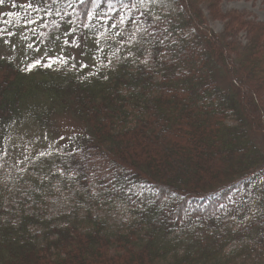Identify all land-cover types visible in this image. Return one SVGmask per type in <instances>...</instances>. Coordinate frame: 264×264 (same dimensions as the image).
Returning a JSON list of instances; mask_svg holds the SVG:
<instances>
[{"label":"trees","instance_id":"trees-1","mask_svg":"<svg viewBox=\"0 0 264 264\" xmlns=\"http://www.w3.org/2000/svg\"><path fill=\"white\" fill-rule=\"evenodd\" d=\"M164 1L0 3V38L28 39L0 56V264H264V21ZM63 113L80 133L6 184L21 130Z\"/></svg>","mask_w":264,"mask_h":264},{"label":"rangeland","instance_id":"rangeland-1","mask_svg":"<svg viewBox=\"0 0 264 264\" xmlns=\"http://www.w3.org/2000/svg\"><path fill=\"white\" fill-rule=\"evenodd\" d=\"M164 2L166 8H172L173 2L170 0ZM218 5L222 12L236 10L257 21H264V0H220ZM6 7H10V5ZM202 8L206 13L211 28L216 32H222L224 30L225 21L220 18L211 17L205 6H202ZM25 27H23L24 30ZM245 37V32L240 31L238 33V39L245 41ZM27 41L28 39H24L20 35L15 38V36L8 34L7 38H0V56L21 62L25 55H27L24 44ZM68 52L69 54H73L72 59L76 62H80L83 58L80 53L73 48L68 49L66 53L63 51L65 54H68ZM54 57H57L56 54L53 58ZM81 130V124L69 113H63L56 117L53 132L36 127H26L21 130L20 136L14 145L15 149L8 159L10 164H5L1 168L2 174L7 178L5 183H8L10 175L13 176L17 168H19V170L22 169V164L25 162L26 155L37 151H48L51 148L61 149L62 146H65V143H68L70 139L74 135L80 133ZM8 188L7 206L12 204L18 205L20 201H23V199L28 196L29 187L27 185L14 183L8 185ZM66 199L67 197L65 195L56 196L49 202V209L56 210L63 207L66 204ZM104 212H109L113 218H121L123 215L121 210H108Z\"/></svg>","mask_w":264,"mask_h":264},{"label":"snow or ice","instance_id":"snow-or-ice-1","mask_svg":"<svg viewBox=\"0 0 264 264\" xmlns=\"http://www.w3.org/2000/svg\"><path fill=\"white\" fill-rule=\"evenodd\" d=\"M4 2V0H0V3H3ZM30 6V5H29ZM36 64H40V61L39 60H37V61H35V63L33 64V65H30V67H34ZM45 66H47V67H51V63H49V64H47V65H45ZM83 66V65H82Z\"/></svg>","mask_w":264,"mask_h":264}]
</instances>
